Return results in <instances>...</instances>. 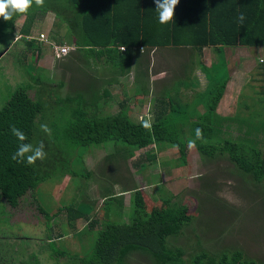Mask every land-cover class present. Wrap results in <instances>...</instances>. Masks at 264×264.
I'll list each match as a JSON object with an SVG mask.
<instances>
[{
    "label": "trees",
    "instance_id": "1",
    "mask_svg": "<svg viewBox=\"0 0 264 264\" xmlns=\"http://www.w3.org/2000/svg\"><path fill=\"white\" fill-rule=\"evenodd\" d=\"M64 1L62 11L58 12V7L55 14L69 27L73 43L76 46L80 44L93 49L101 48L100 52L97 50L94 53L101 56L103 50L108 58H114V67L126 69V74L130 73L132 66V49L139 46H190L198 52L202 48L213 47L217 54L234 47L251 48L255 54V49L264 47V0H180L173 20L167 24L159 22L155 0ZM38 13L41 12L30 9L27 21L19 31L20 39H24V42L26 40L27 49L34 46L33 38L27 40L26 37H30V28ZM241 14L244 16L243 22L239 19ZM13 21L15 22L14 19ZM13 21L10 24L0 18V29L6 32L9 28V32L13 34ZM116 47H124L125 50L120 51ZM36 53L34 61L40 57V52ZM215 65H212V71L217 70ZM37 72L33 75L30 69L28 72L24 71L27 82L19 85L0 108V197L10 207H17L20 199L28 192L32 195L36 193L39 185L49 181L54 185L66 176L73 178L74 184L76 177H91L87 181L81 180L77 189L83 187L85 182L88 186L94 175L90 171L87 172V166L83 165V155L76 149L88 150L90 147H99L106 143L113 145L115 155L125 154V160L131 158L135 151L148 147L174 146L179 153L178 166L185 167L187 140H193L201 157L212 160L216 156H226L253 185L264 180V131H244L246 134L238 140L223 137L228 132L225 133L222 124H231V117L221 118L216 115L215 109L223 97L229 79L227 77L220 80L216 84L217 87L206 91V99L203 101L205 111L197 115L196 119L194 113L179 112L173 106L167 115V112H162V106H159L154 113L157 122L151 123L150 128H145L142 121H131L127 107L121 104L119 112L100 117L82 109L73 110L70 119L63 129L59 130L55 125L48 123V111L61 109L66 105L65 101H60L63 96L58 89L53 91L54 95L50 92L47 96L37 93L46 89V81L39 77L41 72ZM211 77L212 75L210 80L213 82ZM59 86L62 87V82L57 88ZM30 90L36 92L35 99L30 98ZM136 91L144 93L141 88L136 87ZM64 97L67 98L66 103L71 99L68 95ZM172 113H175L174 119H168ZM42 121L51 129V135L41 130ZM246 124L251 127L252 123ZM12 125L24 132V143L31 144L33 148L41 142L44 143L47 155L43 161L37 160L34 165H28L26 160L19 163L12 159L20 143L11 132ZM263 126L264 123L261 128ZM197 128L202 129V139L196 138ZM42 133L44 134L40 135ZM260 134L262 137L258 138ZM61 143L66 146H61ZM73 152L78 156V161H70L67 158ZM145 158L149 160L150 155L147 154ZM157 192L161 194L150 196L139 187L121 192L104 188L101 199L103 209L107 213L100 228L94 231V235L89 239V248L84 255L56 248L55 241L61 238L57 236L55 239L49 238L47 243L51 252L50 258L57 260L63 256L73 264H127L126 258L138 253L144 256L149 264H261L252 259H243L239 251L212 254L201 250L192 254L189 259L185 258L184 248L174 243L183 236L184 228L188 227L195 217L188 213L185 204L171 205L168 195L161 190ZM126 193H129V220L124 223L118 219H121L123 213L125 202L122 197ZM94 205L95 201L86 202L82 199L76 206L74 204L64 208L66 217L74 223L90 213ZM3 209L4 205L0 204L1 214ZM41 212L47 221L51 219L43 209ZM45 224L49 227V223ZM96 224V220L91 221L89 227ZM76 233L82 235L86 232ZM20 237L22 236H17L18 242L14 241L10 248H7L9 245L5 241L3 246H0V264H40L36 254L25 256L26 244L19 246V239H22ZM9 252L15 258L11 255L7 257L6 253Z\"/></svg>",
    "mask_w": 264,
    "mask_h": 264
},
{
    "label": "rangeland",
    "instance_id": "2",
    "mask_svg": "<svg viewBox=\"0 0 264 264\" xmlns=\"http://www.w3.org/2000/svg\"><path fill=\"white\" fill-rule=\"evenodd\" d=\"M64 4V0H45L44 7H37L33 0L31 11L39 10L41 13L35 16L30 28V37L35 41L31 49H27L26 40L24 42V39H20L18 36L22 25L27 21L30 9L26 14H16L8 21L11 24L13 19L15 20V22L13 21V34L9 32V28L6 29V32L0 29V54L7 50L0 57V108L19 85H24L27 82L24 71L28 72L30 69L33 75L40 71L39 77L46 81V89L37 91L39 95L47 96L49 92L53 94V91L58 89L63 96L60 97V101H65L66 105L61 109L55 108L53 111H48L47 116L48 123L55 125L59 130L63 129L73 110L82 109L96 117L119 112L118 105L125 96L130 120L147 121L151 124L156 121L154 113L158 109L157 100L167 103L163 107L166 106L168 114H170V107L175 105V98L184 105L190 102L187 97L193 95L189 103L190 107L186 110L188 114H191L195 110L197 99L200 103L206 99L205 94L208 89L217 87L216 84L225 77L233 76L234 78L235 74L232 72L246 71L252 72L249 75L247 86L245 85L244 90L239 94L235 91L231 97L227 95V90H224L225 94H223L220 104L218 103L219 106L217 105L215 113L225 118L231 117L229 118L231 124L229 122L228 126H226V122L222 124L225 133L228 132L223 135L224 138L238 140L246 134L244 131H264V126L261 128L264 123V75L258 77L262 70H252L246 62L242 63L244 65L240 64L237 57L247 55L243 49L236 51V49L230 48L222 50V53L218 54H215L212 49L211 58L213 56L212 62H216V71H212L210 67L212 62L204 60L205 50L203 49L197 54L194 51V58L193 55L189 58L185 57L191 55V52L185 47H177L175 51L172 49L171 51L158 50L157 60L154 59L153 67L145 75L142 74L144 66L136 62L133 67L131 66V73L123 80L120 87H114V85L108 87L107 84L98 83L94 85L92 79L95 74H92L90 70L88 74L82 76L81 80L85 82L80 85L77 83L76 66L83 67L85 64L82 65L79 62L77 65L75 57L72 56L68 59V55L62 60H57L53 56L50 45L53 42L48 39L41 43L38 41L39 34L46 31L50 40L52 37L56 43L60 41L61 31H64L60 24L62 21L51 11H55L53 10L55 7H59L62 11ZM59 9L58 12H60ZM51 23V28L47 29ZM62 37L68 39L65 34ZM190 48L194 50V48ZM36 52H40V57L39 60L34 61ZM233 54L235 57H232ZM249 54L250 60L254 65H257L256 57L260 54L264 55V51L256 50L254 54L249 50ZM140 55L142 60L146 59V55ZM160 56L163 58L160 59ZM70 59L73 60L70 62L68 61ZM63 60H67L65 68H62ZM50 61L55 62L50 64ZM95 62L96 60L93 63ZM105 64L106 60L99 61L100 68ZM149 67L148 65V69ZM110 71L115 72L116 76L127 73L126 69H112L111 66ZM180 71L185 78L187 77L186 81L189 83L187 72L190 71L191 75H194L191 76V81L196 89L192 93L182 89L185 87L184 78L173 79V74ZM138 73L141 79L135 81ZM210 75H212L213 82L210 80ZM145 76L146 79L149 78L150 83L147 80L146 84ZM254 80L255 82H252ZM60 82H62V87L57 88ZM133 82L136 83L138 89L144 90L142 96L134 97L135 87L130 93ZM251 84L254 85L251 86ZM191 86L193 85L190 84L189 87ZM103 89L109 92L110 98L104 96ZM96 91L99 96L97 98ZM181 92L185 94H181ZM135 93H137L136 90ZM178 93L179 95H177ZM66 95L71 98L68 103L65 100L67 98L64 97ZM29 96L31 99H35L36 92L30 90ZM125 104L123 105L125 106ZM200 105L202 106V104ZM201 106L199 109L197 108L195 119L198 113L205 111ZM46 114L47 111H45ZM170 118L174 119L173 113L168 117V119ZM44 121L41 125L46 124ZM246 122H251V127H248ZM259 137L261 138L262 135L260 134ZM188 142L189 140H187ZM60 145L66 146L65 143ZM76 151L83 155V165L87 166V172L90 171L94 175L88 186L85 182L83 187L77 189L81 180L87 181L91 177H76L75 184L73 178L69 176L58 180L54 185H51L50 181L45 182L39 185L33 195L28 192L22 197L15 208L5 204V201L0 197V204L4 205L3 213H0V246H3L5 241L9 246L4 247L10 248L14 241L18 242L17 236L20 235L22 239H19V246L26 244L25 256L30 253L36 254L40 264H73L63 256L58 257L57 260L50 258L51 252L47 247L49 238L55 239L57 236H61L55 241L56 248L71 253L77 252L83 256L89 248V239L94 235V231L100 228L102 219L107 213L103 209L101 199L104 188H111L112 192H121L139 187L142 192L150 196L161 194L157 192L161 190L168 195L167 198L170 199L171 205L185 204L188 213L195 217V220L184 228L183 236L174 243L178 247L184 248L185 258L189 259L192 254L201 250L212 254L239 251L243 259H252L264 264V180L262 183L253 185L251 180L238 171L226 156H216L214 159L208 160L201 157L195 147L191 150L188 148L187 165L180 167L177 163L179 153L174 146L170 145L152 146L135 151L133 156L127 160L124 159L125 154L123 153L114 154L111 143L90 147L88 150L77 148ZM147 154L150 155L149 160L145 158ZM77 157L73 152L67 158L70 161H78ZM122 198L125 205L121 219L118 220L126 223L129 220V193H126ZM82 199L86 202L95 201L93 210L84 218L72 223L66 217L64 208L74 204L76 206L77 202ZM41 209L48 213L50 220L47 221ZM154 213L157 214V212ZM94 220L97 221V224L89 227L90 222ZM45 222L49 223V227ZM80 231L86 233L75 234ZM6 254L7 257H13L11 252ZM18 260L21 261L19 258ZM126 263L149 264V261L144 256L133 253L126 258Z\"/></svg>",
    "mask_w": 264,
    "mask_h": 264
},
{
    "label": "crops",
    "instance_id": "3",
    "mask_svg": "<svg viewBox=\"0 0 264 264\" xmlns=\"http://www.w3.org/2000/svg\"><path fill=\"white\" fill-rule=\"evenodd\" d=\"M56 8V7H55ZM55 8L53 9V10H55ZM62 8H63V6H62ZM59 9V8H58ZM57 9V10H58ZM59 11H61L60 9H59ZM50 12V11H49ZM51 12H53V13H55V11H51ZM56 17H57V15L56 14H54ZM61 24V26L63 27V29H64V31L62 32L61 31V38H60V41H58V43H56V41H53L52 40V37H51V40L49 39V37H47V34H48V32L46 31V32H41L40 34H39V36L41 35V34H43L44 36H45V39H48L49 41H51V42H53V43H56V44H60V45H68V46H72V47H74V49L71 51V52H69V54H67L68 55V59L70 58V57H72V56H74L75 57V61L77 62L76 64L78 65V63L79 62H81V64L83 65V64H85V66H81V65H78V66H76V68H77V71H78V77H77V79H78V81H77V83H79L80 85H81V83H83V82H85L84 80H81V78H82V76L84 75H86V74H88V71L90 70V71H92V74H95V76H93L94 77V79H92V81L94 82V85H95V83H98V84H103V85H106L107 84V86L108 87H111V86H113L114 85V87H120V85L122 84V82H123V80L127 77V75H129L130 73H131V71H130V73L129 74H125V75H121V74H119L118 76H116V74H115V72H111L110 71V66H111V68L113 69H116L115 67H114V58H112V59H110V58H108L106 55H105V53H104V51L102 50V54H101V56H98V54L95 52L94 53V51H97V50H99V52H100V50H101V48H95V49H93V48H91V47H87V46H83V45H80V44H78L77 46L73 43L74 42V39H72L71 38V35H70V30H69V27L67 26V24L66 23H64V22H61L60 23ZM51 26H52V23L48 26V28L47 29H50L51 28ZM31 33H29V35H30ZM64 34L67 36V38L68 39H65V38H63L62 36H64ZM18 36H20V35H18ZM21 37V36H20ZM28 38H32V37H26V39L28 40ZM185 48H188V50H189V52H191V55L190 56H185L186 58H189V57H191L192 55H193V52L195 51V54H197L198 53V51H196V50H191V48H190V46H184ZM117 48V47H116ZM120 48V47H119ZM119 48H117V50H120ZM171 49H172V51H175V50H177V48H174V47H153V48H150V47H142V46H139V47H134L133 49H132V51H133V53H131V58H132V67H133V65L136 63V62H138L139 63V65H143L144 67L142 68V70L144 71V72H142V74L143 75H145L146 73H147V71L148 70H150L152 67H153V65H154V61L155 60H157V51L158 50H170L171 51ZM203 50H205V56H204V60H209L210 61V63L212 62V58H213V56H212V58H211V53H212V49H213V51H214V53L215 54H217V51H215L214 49L215 48H211V47H205V48H202ZM201 49V50H202ZM232 49H236V51H239V50H241V49H243V51H245L246 53H247V55L245 56V57H237V59L241 62L240 64H242V63H248V67L250 66L251 67V69L252 70H254V69H257V70H262V72H260V76H258V77H261V75L263 74L264 75V62L262 63V64H259L260 63V61H264V55H258L257 57H256V64L257 65H254V63L250 60V54H249V50H251V48H246V47H234V48H232ZM201 50L199 51V52H201ZM255 50H259V51H264V47H258V49H255ZM7 51V50H6ZM6 51H4L3 53H1L0 54V57H2L5 53H6ZM120 52V51H119ZM163 52V51H162ZM164 53V52H163ZM140 54H144V55H146V59H144V60H142V56L140 55ZM70 55V56H69ZM118 55H121L120 53H118ZM53 56H54V54H53ZM66 56V55H65ZM64 56V57H65ZM64 57H61V58H56L55 56H54V58L55 59H57V60H62ZM67 57V56H66ZM65 57V58H66ZM195 57V55H193V58ZM232 57H235V54H233L232 55ZM161 58H163V57H161L160 56V59ZM206 58V59H205ZM155 59V60H154ZM73 59H70V60H68V61H72ZM96 60V62L95 63H93L94 61ZM100 60H106V64L102 67V68H100L101 66H99V61ZM141 60H142V62H141ZM67 60H63V63L64 64H62V68H65V62H66ZM248 61V62H247ZM54 62L55 61H50V64H54ZM149 62H151V63H149ZM117 63V62H116ZM205 63H207V62H205ZM166 64V63H165ZM176 64V63H175ZM213 64H216V62H212L211 64H210V67H211V69H212V65ZM67 65V64H66ZM92 65H94L93 67H92ZM148 65L150 66L149 67V69H148ZM242 65H244V64H242ZM254 65V66H253ZM159 66L161 67V64H159ZM145 68V69H144ZM237 69H239V68H237ZM243 70V69H242ZM106 71V72H105ZM158 72V71H157ZM181 72V73H180ZM179 73H174L173 74V79L174 78H176V79H178L179 77H181V79L182 78H184L185 79V87L184 88H182L183 90L185 89V90H187V91H191V93L196 89V88H194V83L191 81V76H194V75H191V73H190V71L189 72H187V74H188V77H189V81H190V83L188 82V81H186L187 80V77L185 78L184 76H183V74H182V71H180ZM160 73V72H159ZM250 73H252V72H246V71H240L239 73L237 72V71H235V72H232V74H235V76H234V78H233V76H231L229 79H228V81H227V84H226V89H225V91L227 90V95L228 96H232V94L236 91V92H238V94L240 93V92H242L243 90H244V87H245V85L247 86V84H248V82H249V75H250ZM187 76V75H186ZM244 77V78H243ZM254 77H255V75H254ZM257 77V78H258ZM141 78H140V75H139V73H138V75H137V77H136V80L135 81H138V80H140ZM148 80V83H150L149 82V78L148 79H146V76H145V82ZM150 81H152V80H150ZM171 81H172V79H171ZM260 81V80H259ZM204 82V81H203ZM252 82H255V80L254 81H252ZM163 83H165V81L163 80ZM197 83H198V81H197ZM196 83V84H197ZM146 84H147V82H146ZM193 85V86H191V87H189V85ZM138 85V84H137ZM198 85V84H197ZM254 84H251V86H253ZM103 87V86H102ZM135 87V89H134V92H133V88ZM151 87V86H150ZM205 87H206V84H205ZM204 87V88H205ZM123 88V87H122ZM181 89V90H182ZM96 90V89H95ZM135 90H136V83L135 82H133V85H132V89H131V91H130V93H134L133 95H134V97H138V96H142V93H135ZM202 91L200 90V93H201ZM190 92H189V94H191ZM95 94H97V96H98V91H96V93ZM103 94H104V96H108L109 98H110V94H109V92L107 91V90H105V89H103ZM181 94H185L184 92H181ZM225 94V93H224ZM177 95H179V93L177 94ZM176 95V96H177ZM124 96H125V94H124ZM191 96H193V95H190V96H188L187 97V99L188 100H190V102H191ZM224 96V95H223ZM99 97V96H98ZM151 97V96H150ZM225 97H226V95H225ZM179 98H182L181 96H179ZM223 98V97H222ZM222 98H221V100H222ZM99 100V99H98ZM97 100V101H98ZM221 100L219 101V102H221ZM125 101L127 102V99H126V96H125V98L120 102V104L118 105L119 107H120V105L121 104H125ZM157 102H158V107L160 106H162V108L164 109V111H162V112H167V115H168V110H167V107L165 106V107H163V105L165 104L166 105V103L164 102V101H159V100H157ZM174 102H175V105L173 106V108H175V109H177V110H179V112H183V113H185L186 112V110H188V108L190 107V102L188 103H185L184 105H182L181 103H180V101H177V99L175 98V100H174ZM200 104H202V106L200 105ZM220 104V103H219ZM125 106L127 107V105L125 104ZM200 106L202 107V108H204V105H203V103H200L199 101H196V105H195V110H194V114H196V112H198V110H197V108L199 109L200 108ZM219 106V105H218ZM201 108V109H202ZM204 110H205V108H204ZM162 112H160V113H162ZM160 113H159V115H160ZM204 113V112H203ZM203 113H198V115H201V114H203ZM175 114V113H174ZM216 115H218V114H216ZM219 117H221V118H225V117H222V116H220V115H218ZM156 118V117H155ZM228 118V117H227ZM155 122H157V121H155Z\"/></svg>",
    "mask_w": 264,
    "mask_h": 264
},
{
    "label": "clouds",
    "instance_id": "4",
    "mask_svg": "<svg viewBox=\"0 0 264 264\" xmlns=\"http://www.w3.org/2000/svg\"><path fill=\"white\" fill-rule=\"evenodd\" d=\"M179 2L180 0H155L157 5L156 10L159 13V22L161 24H167L173 20L175 16V9ZM32 3L33 0H0V18H3L5 21H9L16 14H26L31 8ZM35 4L37 7H44L45 0H35ZM239 19L243 22L244 16L241 14ZM263 62L264 61L259 64H262ZM40 127L43 132L51 135V129L47 126V124H42ZM143 127L150 128V123L144 121ZM195 131L196 138L202 139V129L197 128ZM11 132L20 141L17 151L12 156L13 160H16L19 163H24L26 160L28 165H34L37 160L43 161L46 158L47 154L44 151L45 145L43 142H41L39 146L33 148L31 144L24 143L26 136L24 132L18 129L15 125L11 126ZM187 146L189 150H191L195 147V141L189 140Z\"/></svg>",
    "mask_w": 264,
    "mask_h": 264
},
{
    "label": "built area",
    "instance_id": "5",
    "mask_svg": "<svg viewBox=\"0 0 264 264\" xmlns=\"http://www.w3.org/2000/svg\"><path fill=\"white\" fill-rule=\"evenodd\" d=\"M39 40L40 41H45V37L43 34H41L39 36ZM51 45V48H52V51H53V54L56 58H61V57H64L65 55L69 54V52H71L74 47L72 46H68V45H59V44H56V43H50ZM120 51H124L125 48L124 47H120L119 48ZM262 62V61H260Z\"/></svg>",
    "mask_w": 264,
    "mask_h": 264
}]
</instances>
